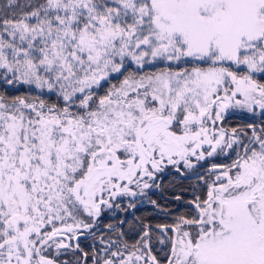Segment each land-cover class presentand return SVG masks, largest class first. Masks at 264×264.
<instances>
[{
    "label": "snow or ice",
    "instance_id": "obj_1",
    "mask_svg": "<svg viewBox=\"0 0 264 264\" xmlns=\"http://www.w3.org/2000/svg\"><path fill=\"white\" fill-rule=\"evenodd\" d=\"M0 264H264V0H0Z\"/></svg>",
    "mask_w": 264,
    "mask_h": 264
}]
</instances>
